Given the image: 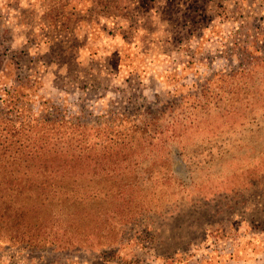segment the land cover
<instances>
[{
    "label": "rangeland",
    "instance_id": "obj_1",
    "mask_svg": "<svg viewBox=\"0 0 264 264\" xmlns=\"http://www.w3.org/2000/svg\"><path fill=\"white\" fill-rule=\"evenodd\" d=\"M128 1L0 0V147L69 120L96 136L162 131L172 140L150 148L182 161L176 180L106 244L4 234L0 264H264V100L229 128L219 98L264 92V0H152L164 9L145 25L115 20Z\"/></svg>",
    "mask_w": 264,
    "mask_h": 264
},
{
    "label": "trees",
    "instance_id": "obj_2",
    "mask_svg": "<svg viewBox=\"0 0 264 264\" xmlns=\"http://www.w3.org/2000/svg\"><path fill=\"white\" fill-rule=\"evenodd\" d=\"M245 87L219 97L229 105L223 109L228 110L226 115L235 118L229 128L241 124L239 115L251 106L247 101L264 100L261 89L254 95L250 90L255 87ZM240 93L244 99L252 96L245 100L247 104L237 106L233 101L238 98L233 95ZM219 98L216 94L211 104L214 112L222 109ZM204 113L199 112V119ZM198 123L189 128H199ZM178 125L175 120L167 124L166 131L173 128V138L182 142ZM61 126L64 130L59 133L25 138L15 150L0 147V236L33 243L63 240L68 245L95 237L106 244L114 239L113 230L120 229L119 224L138 225L140 220L135 218L145 216L148 202L168 196L169 182L176 180V167L182 161H173L169 151L156 152L150 147L164 148L171 135L158 140L162 131L151 136L145 135L144 128L138 135L132 131L96 136L80 130L83 126L78 121Z\"/></svg>",
    "mask_w": 264,
    "mask_h": 264
},
{
    "label": "crops",
    "instance_id": "obj_3",
    "mask_svg": "<svg viewBox=\"0 0 264 264\" xmlns=\"http://www.w3.org/2000/svg\"><path fill=\"white\" fill-rule=\"evenodd\" d=\"M144 0H129L126 4H122L123 6H121L120 10L127 12V16L124 17H120V18H116L115 20H119L120 21H129L127 24H130L131 22H133L135 19L138 20V23L140 24H144L145 25V20L148 18H153L155 20H157L160 16L159 14H156V11H162L164 8L162 7L163 3L159 4V1H155L152 2V0H148V5H146L144 2ZM161 8V10H160ZM137 16V17H136ZM125 18V19H122ZM135 20V21H136ZM123 23V22H122ZM120 25H122L120 23ZM150 36V35H149ZM145 37H147V35H145ZM90 42H92L91 38H90ZM104 51H96V53L98 54H103ZM79 54H86V49L83 50H78Z\"/></svg>",
    "mask_w": 264,
    "mask_h": 264
}]
</instances>
